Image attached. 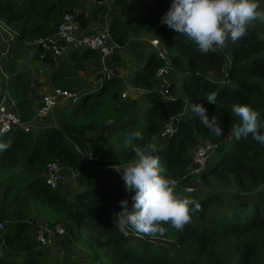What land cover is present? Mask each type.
<instances>
[{
	"label": "trees",
	"instance_id": "trees-1",
	"mask_svg": "<svg viewBox=\"0 0 264 264\" xmlns=\"http://www.w3.org/2000/svg\"><path fill=\"white\" fill-rule=\"evenodd\" d=\"M81 2L0 0V22L17 40L33 43L47 36L64 12L75 13L86 29L107 10L106 4L96 2L87 15L76 13ZM114 3L124 14L109 21L111 39L120 46L133 39L158 40L173 71L180 74L182 94L173 91L164 99L154 90L158 85L155 71L165 61L152 51L127 79L131 87L146 91L148 105L123 97L125 81L114 76L98 90L65 103L58 113V126L37 133H4L0 142L10 143V147L0 151V220L4 224L0 264H42L44 251L35 240L31 217L67 227L71 240L87 252L77 264H264V147L250 136L236 140L231 134L239 123L233 104L259 110L264 120V24L257 21L235 43L229 38L224 51L201 54L194 43L160 23L171 0ZM134 4L140 7L139 14L131 12ZM69 58L72 67L63 65L52 71L53 87L71 91L76 71L85 70L87 64L99 67V54L90 49L71 50ZM40 59L53 64L48 55ZM108 64L116 74L123 67L117 54ZM10 71L6 85L13 110L21 120L31 121L35 114L32 83L25 73ZM213 73L222 74V79L208 76ZM212 91L219 93L216 105L206 102V94ZM191 103H202L209 116L216 114L224 134L216 136L203 127L191 112ZM174 118L177 125L162 138L165 125ZM133 131L143 133L142 141H133L141 146L163 139L156 155L166 170L164 175L178 181L177 194L201 205L182 232L162 221L166 229L162 236L142 238L132 229L128 235L120 233L113 226L115 214L121 211L119 201L128 199L132 211L120 174L85 161L75 150L77 146L98 153L101 164L124 166L135 159L124 143ZM199 142H208L214 149L204 168L194 173L192 151ZM51 161L74 171L77 192L72 199L44 183L45 168ZM133 237L139 240L135 242Z\"/></svg>",
	"mask_w": 264,
	"mask_h": 264
},
{
	"label": "clouds",
	"instance_id": "clouds-1",
	"mask_svg": "<svg viewBox=\"0 0 264 264\" xmlns=\"http://www.w3.org/2000/svg\"><path fill=\"white\" fill-rule=\"evenodd\" d=\"M264 24V7L260 0H171L160 23L166 25L196 45V50L205 54L227 47L229 38L233 43L246 37L256 22ZM219 93L206 94V102L216 105ZM191 112L199 123L216 136L224 134L216 114L209 116L202 103H191ZM232 112L239 123L231 128L236 140L251 137L264 147V120L261 112L247 104H233ZM0 132V137L3 136ZM143 133L133 131L124 141L135 159L123 167L115 168L120 173L129 200L119 201L121 211L115 214L113 226L122 234L129 229L145 237L162 236L166 229L160 222H170V227L182 232L193 216L201 210L200 203L191 197L176 193L178 181L164 175L165 168L156 155L161 149L156 143H133L142 141ZM10 143L0 142V151Z\"/></svg>",
	"mask_w": 264,
	"mask_h": 264
},
{
	"label": "built area",
	"instance_id": "built-area-1",
	"mask_svg": "<svg viewBox=\"0 0 264 264\" xmlns=\"http://www.w3.org/2000/svg\"><path fill=\"white\" fill-rule=\"evenodd\" d=\"M4 30L10 31V29L0 22V27ZM155 46L159 42L155 40L152 42ZM40 49V58L48 55L53 60L61 56L65 46H68L70 51H81L84 49H90L98 52L101 71L103 72L105 79L112 77L108 69V60L115 55L121 46L114 42L108 32V29L102 30L97 33H86L82 30L79 21L76 19L74 13L64 12L57 24L55 25V32L52 35H47L43 38L35 40L30 43ZM224 51V49H218ZM157 54L159 58L165 61L163 66H160L155 71V78L157 80V91L164 99H168L172 96V90L170 85V75L173 71L170 60L167 58L165 52L161 48H157ZM7 82V81H6ZM6 82L0 84V132L7 133L12 130H21L24 132H31V130L37 126L35 119L46 118L52 112L53 108L62 102L72 101L77 98V94L74 91L63 90L60 88H54L51 93L44 95L40 104L35 109L34 117L31 121L25 122L13 110V101L11 100ZM178 119H172L165 125L162 138H166L177 125ZM203 146L195 147L194 154H192V166H194V173H199L205 166L207 158L214 146L208 142H204ZM76 152L82 156V158L91 163H98L105 169L120 168L123 166H114L109 164H101V158L98 153H94L88 149H81L75 146ZM74 171L69 167L60 165L57 161H51L46 165L44 172V183L52 189H57L60 182L63 180V173L65 170ZM117 172V171H116ZM118 173V172H117ZM120 174V173H119ZM191 190V189H187ZM3 222L0 220V229L3 228ZM67 227L64 224H50L48 222H42L35 230V240L39 246H45L50 243L52 237H62L66 234Z\"/></svg>",
	"mask_w": 264,
	"mask_h": 264
},
{
	"label": "rangeland",
	"instance_id": "rangeland-1",
	"mask_svg": "<svg viewBox=\"0 0 264 264\" xmlns=\"http://www.w3.org/2000/svg\"><path fill=\"white\" fill-rule=\"evenodd\" d=\"M92 0H84L85 6L87 4H91ZM108 4L107 11L105 12V17H111L114 18L116 16H122L123 12L113 11L114 6L118 8L117 5L112 2V0H105ZM99 4V3H98ZM261 7L264 5V0H260ZM90 6V5H89ZM85 10V9H84ZM140 7L137 5H133L131 12L133 14H139L140 13ZM110 18V20H111ZM150 40H146L147 46L149 45L150 49L148 50L150 52L156 51L157 48H160V45L153 46L151 42L155 41L156 39L154 37H147ZM40 49L36 46H32L28 42H23L20 40H17L13 32L6 31L1 26L0 27V84L5 83L8 78L11 76L10 68H13L15 71L28 72L30 81L32 83L34 94L32 95V100L36 104H40V101L42 100L44 95H47L51 93L50 89L52 88V85L50 84V81H40V76H43L45 72L40 71L41 66L38 65L37 61H34L35 57H33V54L40 53ZM147 55V56H148ZM60 57V56H59ZM63 57V58H62ZM62 60H66V54L62 56ZM59 58V60H61ZM57 60V61H59ZM142 57L139 58V60H132L131 61V68H134L136 65L141 64ZM125 69H123V73H125ZM111 74L114 76L118 75L115 72H112V70H109ZM101 72V71H100ZM222 73V72H221ZM26 74V73H25ZM89 73H86L85 76H82V83H85L86 80L91 79L88 77ZM27 75V74H26ZM104 75V74H103ZM99 77H93L95 79L102 77V73L98 74ZM210 77H214L215 79H222V74L220 75H214L211 74ZM105 79V76H103ZM127 79H129L127 76L125 77V80L127 82ZM93 81V80H92ZM180 74L178 72L172 71L170 75V85L172 87V92L174 93H181L182 90L180 88ZM54 88V87H53ZM56 88V87H55ZM89 89V88H85ZM135 92L132 89L125 88L124 93L125 96H135ZM171 92V93H172ZM142 93L138 92L137 99H141ZM66 102H60L58 103L52 110V114L50 116L46 117L42 123H38L36 127H34L31 132L37 133L43 129L44 126H58L59 125V118L58 113L59 110L62 108V106ZM36 106V108L38 107ZM35 108V109H36ZM90 139L92 135L88 136ZM89 141V140H88ZM156 144L159 146L163 145V139L159 138L156 141ZM204 142H199L197 146H203ZM196 146V147H197ZM195 151V149H194ZM194 151H192L194 154ZM73 174L69 170H65L63 173V180L60 182L59 186L57 187V190L64 196L72 199L74 194L77 192V187L73 182ZM194 182H199L198 177H193ZM67 192V194H66ZM79 207H82L81 204L78 205ZM30 221H34L35 223V230L37 229L38 225L42 222H46L41 219H37L35 217H31ZM139 240L138 237H133V241ZM169 244V243H164ZM44 255H43V261L42 264H77L79 260L85 259L87 252L83 250L80 244H78L75 241H72L70 236L66 234L62 237H52L49 244L42 246Z\"/></svg>",
	"mask_w": 264,
	"mask_h": 264
},
{
	"label": "crops",
	"instance_id": "crops-1",
	"mask_svg": "<svg viewBox=\"0 0 264 264\" xmlns=\"http://www.w3.org/2000/svg\"><path fill=\"white\" fill-rule=\"evenodd\" d=\"M81 1H82L81 2V6L76 9V13H79V12L82 11V12H84L87 15L88 12L94 7L96 2H98L100 4H106V6L108 8V4L106 2H104L105 0H97V1L96 0H92L91 4H87L86 6H85L84 0H81ZM112 2H114V0H112ZM117 10H118L119 13L122 12L121 9L119 8V6H118V8L116 6H114L113 11H117ZM105 12L102 13L101 15H99L96 21L91 22L87 26L86 29H82V30L84 32H86V33H97V32H100L102 30L108 29L109 21H110L111 17H105ZM54 32H55V26L51 29V31H50V33L48 35H52ZM146 40L148 41L150 39L147 38V37L146 38H141V39H133V40L129 41L125 46H121V49L116 53L117 55H119L121 57V60L123 61V67L117 68L118 69V75H116L117 77L122 78L125 81L124 82V87H123V90H122V96L123 97L125 96V93H124V89L125 88L132 89V90L136 91L135 92L136 97L133 96V95H131V96L129 95V96H126V97L136 98L137 99L138 92H141L142 96H141V99H138V101L142 102L144 105H148V103L145 102L146 91L131 87L126 82L125 77L127 76L129 78L137 69H140L142 67L143 63L145 62V60L147 58V55L149 53L148 50L150 49L149 45L147 46ZM151 44H152V42H151ZM153 46H155V45H153ZM69 53H70L69 47L65 46L61 56L56 58V59H54L53 60V64L46 63L44 61V59H40V53L33 54V57H35L34 61H37L38 65H40L42 67L40 71L45 72L43 76H40V81H43V80L46 81V82L50 81V75H51L52 71L55 70L56 68L60 67V66L66 65V66L72 67V62L70 61ZM65 54H66V58L67 59L66 60H62L61 57L64 56ZM140 57H142V59H143L141 64L136 65L134 68H131L132 65H133V63L131 65V61L132 60H139ZM59 58L61 60H59ZM57 60H59V61H57ZM107 65H108V69L112 70V68L109 67L108 62H107ZM125 68H126L125 73H123V69H125ZM100 71H101L100 62H99V67L98 68H94L93 65L87 64L85 70L76 71L75 72L76 84H75V88L73 90H71V91H74L77 94V96H79L81 93H90V92H94V91L98 90L101 87V85L103 84V82L106 80V79L103 78V76H104L103 72L102 71L100 72ZM112 72H113V70H112ZM25 73L29 77L28 72L26 71ZM86 73H89L88 77H90L91 79L86 80L85 83H82V79H83L82 76H85ZM100 73H102V77L97 78V79L93 78V77H99L98 74H100ZM210 75L211 74H209L208 76L210 77ZM112 77H114V75ZM210 78L214 79V77H210ZM50 84H51V82H50ZM54 88L52 86L50 91L52 92V90ZM85 88H89V89H85ZM154 90L157 91V87H155ZM171 90H172V87H171ZM67 102H69V101H67ZM37 105L38 104L34 103V107L35 108H36ZM50 114H52V113H50ZM48 116H50V115H48ZM44 119L45 118H43V119H35V121L38 124V123H42ZM46 127L47 126H44L43 129L46 128ZM53 127H55V126H53Z\"/></svg>",
	"mask_w": 264,
	"mask_h": 264
}]
</instances>
